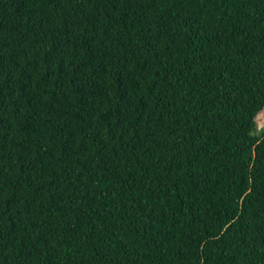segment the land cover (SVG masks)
<instances>
[{
    "label": "trees",
    "instance_id": "1",
    "mask_svg": "<svg viewBox=\"0 0 264 264\" xmlns=\"http://www.w3.org/2000/svg\"><path fill=\"white\" fill-rule=\"evenodd\" d=\"M264 0H0V264H264Z\"/></svg>",
    "mask_w": 264,
    "mask_h": 264
},
{
    "label": "rangeland",
    "instance_id": "2",
    "mask_svg": "<svg viewBox=\"0 0 264 264\" xmlns=\"http://www.w3.org/2000/svg\"><path fill=\"white\" fill-rule=\"evenodd\" d=\"M258 131L255 133L257 136H262L264 134V115L258 117Z\"/></svg>",
    "mask_w": 264,
    "mask_h": 264
}]
</instances>
